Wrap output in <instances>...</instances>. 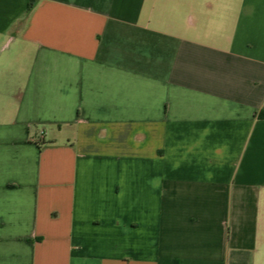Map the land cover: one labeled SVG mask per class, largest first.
<instances>
[{
    "label": "crops",
    "instance_id": "crops-1",
    "mask_svg": "<svg viewBox=\"0 0 264 264\" xmlns=\"http://www.w3.org/2000/svg\"><path fill=\"white\" fill-rule=\"evenodd\" d=\"M30 1L0 0V264H264V0Z\"/></svg>",
    "mask_w": 264,
    "mask_h": 264
},
{
    "label": "trees",
    "instance_id": "trees-1",
    "mask_svg": "<svg viewBox=\"0 0 264 264\" xmlns=\"http://www.w3.org/2000/svg\"><path fill=\"white\" fill-rule=\"evenodd\" d=\"M34 2L35 0H31L29 3H28V10H31L34 6ZM263 115V114H262Z\"/></svg>",
    "mask_w": 264,
    "mask_h": 264
}]
</instances>
